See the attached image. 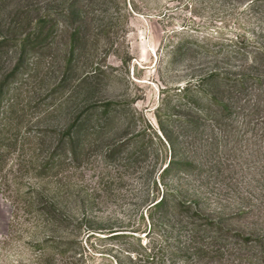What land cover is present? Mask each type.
<instances>
[{
  "label": "rangeland",
  "instance_id": "obj_1",
  "mask_svg": "<svg viewBox=\"0 0 264 264\" xmlns=\"http://www.w3.org/2000/svg\"><path fill=\"white\" fill-rule=\"evenodd\" d=\"M46 11L55 32L3 104L21 102L31 135L77 123L58 179L30 180L17 152L0 167V264H159L161 249L164 264H264V0H0V39ZM18 57L0 53V79ZM18 175L70 223L25 214ZM180 199L224 229L177 216Z\"/></svg>",
  "mask_w": 264,
  "mask_h": 264
},
{
  "label": "trees",
  "instance_id": "obj_2",
  "mask_svg": "<svg viewBox=\"0 0 264 264\" xmlns=\"http://www.w3.org/2000/svg\"><path fill=\"white\" fill-rule=\"evenodd\" d=\"M79 3V2H78ZM79 9V8H78ZM78 9L73 12L78 13ZM54 18L50 11L38 12L36 15H32L26 20L28 27L21 32H15L12 36L4 37L0 39V53L5 49L14 47L16 51H19V57L13 66L6 71V73L0 79V167L4 168L9 156L18 153V162L20 169H22L24 176L30 180L35 179L38 183L42 184L48 178H57L59 176L60 168L65 165L67 159L68 143L73 142V134L76 126V121L72 122L64 131H58L55 129H43L40 135L29 134L30 129L28 126V114L21 102L18 100L15 103H11L8 107L4 105L3 101L7 97V93L10 89L11 80L16 77L19 70L24 64L25 55L33 51L40 42L47 39L48 35H44V29L47 25L53 23ZM52 31L49 34L52 36L55 32L56 23L53 24ZM82 29L80 26H76L73 30V40L69 49L68 64H70L74 57L75 43L78 42ZM220 73L212 72L209 78L217 77ZM216 101L219 99L216 98ZM225 108H228L226 104L218 101ZM59 135V136H58ZM52 148V150H51ZM46 153V154H45ZM18 165V164H17ZM164 170L163 172H165ZM14 184L17 186V203L25 214H47L51 218L55 219L57 224L64 227L70 223L69 218L65 215L64 211L57 206L55 198L50 197L47 192L41 187L32 184L31 182L23 183L19 180V175L14 176ZM21 188L22 191H21ZM59 192H63L59 188ZM58 193V192H57ZM158 197L155 199L157 200ZM167 199L163 195L161 199L155 201L151 206L153 209L162 208L166 206ZM177 216L188 215L192 220V223L199 226L216 227L218 229H224V227L217 223L214 219L202 214L192 203V201L180 199L173 208ZM152 217V216H151ZM199 219H201L199 221ZM229 232V229H225ZM237 236L241 237L242 241L249 243L252 240L251 236H244L240 232H235ZM52 240V239H51ZM50 241V240H47ZM73 242H69L72 244ZM43 242H34L35 246L42 245ZM62 244V245H61ZM33 245V244H32ZM49 247H63L61 252L66 254L69 248H64L63 240L57 241V244ZM172 249L173 254L178 253L177 250ZM165 249H161L159 252L153 254L154 257H159V264L165 262ZM149 256H152L148 253ZM41 259L49 261L48 256H41ZM156 259V260H158Z\"/></svg>",
  "mask_w": 264,
  "mask_h": 264
}]
</instances>
